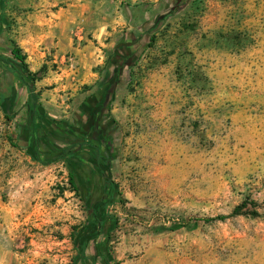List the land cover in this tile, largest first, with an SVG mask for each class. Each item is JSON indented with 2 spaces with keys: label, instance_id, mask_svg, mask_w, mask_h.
Wrapping results in <instances>:
<instances>
[{
  "label": "rangeland",
  "instance_id": "1",
  "mask_svg": "<svg viewBox=\"0 0 264 264\" xmlns=\"http://www.w3.org/2000/svg\"><path fill=\"white\" fill-rule=\"evenodd\" d=\"M136 39L130 63L116 59ZM14 45L37 73L32 115ZM117 73L109 264H264V0H0V264H84L76 239L101 178L51 122L79 124ZM101 241L89 264L106 263Z\"/></svg>",
  "mask_w": 264,
  "mask_h": 264
},
{
  "label": "trees",
  "instance_id": "2",
  "mask_svg": "<svg viewBox=\"0 0 264 264\" xmlns=\"http://www.w3.org/2000/svg\"><path fill=\"white\" fill-rule=\"evenodd\" d=\"M173 1H175V3H177V6H178L180 0H173ZM176 8H174V10H172L171 13H169V14L175 13L177 10ZM166 17H167L166 15L160 16L159 19L157 20L156 24H159L160 22H162ZM151 41H153V40L151 39ZM11 53H12L13 57L20 64L21 71H22V72H20V79L27 85V87L31 93V96H30L29 100L27 101V106L29 109V113L32 115L37 109L36 101L38 100V96L34 94V92H35V81H36L37 73H32L30 71L28 64L26 62V59H27L26 54L23 53V51L20 47H18L17 45H14L11 49ZM120 58H121L120 56L119 57L116 56V59H120ZM15 70H17V69H15ZM108 81H109V77H107V79H103V83H106V82L108 83ZM117 82H118V73H117V75H115V78H114V81L112 84V92H113ZM33 99H34V102H31V101H33ZM32 120L33 119H29V126L27 129L30 131L31 139L33 141H35V146L38 147L40 144H38V142L36 143L37 138L35 136V133L37 131H40V130L38 129L37 121H35V120L32 121ZM53 122H58V121H53ZM107 137L110 140V142H112V137L109 135L108 131H107ZM79 149H77L74 152L68 151V153L76 154ZM82 157H85V156L82 155ZM91 158L92 157H90L89 161L94 162L95 170L98 171L100 174H103L108 186L106 188V191L104 192V197H103L102 201L95 202L94 204L89 206L88 222L83 227L82 231L79 233L78 238L76 239V244L78 245L79 252H80L79 260H83L84 264H89L88 263L89 261H88L87 255H86V250H87L88 244L91 243L92 241L97 240L100 236H103L105 241H101L100 243H97L96 249L99 251L98 257H102L103 260L106 261L105 264H109L110 258L106 254L105 247H106V241L109 239L110 233L116 227V221L112 220L111 217L107 214L106 207L110 203L120 201L121 200L120 199V193L118 191L117 184L113 181L112 176H111L110 159H107L106 162L103 163V162H101V160L94 161ZM75 177H76V174L73 171H71L70 175H69V182L72 185V187L74 188V190L77 191L78 185L76 183ZM244 204H246V203H243V205L237 206L234 209L233 213L239 214L240 210L243 208ZM253 204H255V202H253ZM251 214L256 216L259 213H258V211L254 210V211H252ZM227 217H228V215H218V216H214V217H205L202 219L201 218H195L191 223H188L185 226L188 229L193 230L197 227L198 222L201 220L208 222V221H213V220H224Z\"/></svg>",
  "mask_w": 264,
  "mask_h": 264
},
{
  "label": "flooded vegetation",
  "instance_id": "3",
  "mask_svg": "<svg viewBox=\"0 0 264 264\" xmlns=\"http://www.w3.org/2000/svg\"><path fill=\"white\" fill-rule=\"evenodd\" d=\"M139 42L140 39H136L133 42L126 41L120 43L116 47L115 54L118 57L120 55V59H123L126 64H129L130 59L136 53V45L139 44ZM114 78L115 75L109 77L108 83L106 82L101 85L99 92L94 98L93 105H86V111L84 113V116L80 117L79 124L75 125L72 123H67L65 121L51 122L52 127L57 132L76 136L79 140L84 142L81 145L78 144L75 149L77 150L80 148L77 151V154L84 155L88 160L90 159V157H92L91 159L94 161L101 160V162L105 163L107 159H110L111 142L107 137V131L106 126L104 125V121L107 118L106 113L112 98V84ZM40 134H42L40 131H37L35 133V136L37 138L36 143L38 142V144H41L43 142L45 144L46 141L42 138L43 134ZM24 138L26 139V143L30 148H36L35 141L31 139L30 131L28 129L24 131ZM90 164L94 167V162H90ZM97 173V179L101 178L100 188H96V190H93L92 188L88 187L87 191L88 195H90L91 191H98V196L92 204L98 201H102L104 192L106 191V188L108 186L103 174H100L98 171Z\"/></svg>",
  "mask_w": 264,
  "mask_h": 264
},
{
  "label": "crops",
  "instance_id": "4",
  "mask_svg": "<svg viewBox=\"0 0 264 264\" xmlns=\"http://www.w3.org/2000/svg\"><path fill=\"white\" fill-rule=\"evenodd\" d=\"M92 242H93V241H92ZM92 242H91V243H92Z\"/></svg>",
  "mask_w": 264,
  "mask_h": 264
}]
</instances>
